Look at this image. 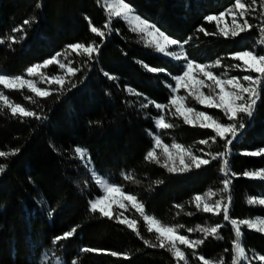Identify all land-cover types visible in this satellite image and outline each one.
Returning a JSON list of instances; mask_svg holds the SVG:
<instances>
[{
  "label": "trees",
  "instance_id": "obj_1",
  "mask_svg": "<svg viewBox=\"0 0 264 264\" xmlns=\"http://www.w3.org/2000/svg\"><path fill=\"white\" fill-rule=\"evenodd\" d=\"M104 0H0V38L13 35L12 29L24 19L35 17L25 33H15L18 43L11 48L7 42L0 45V72L9 76L23 75L25 70L37 63L64 53L66 46L74 43L89 44L93 40L101 44L100 53L92 61L77 57L68 59L72 66L80 68L72 78L75 87L55 93L47 99L33 97L31 104L24 96H32L27 89L21 91L4 89L5 94L16 103L36 111L41 120L27 118L23 123L9 114L0 115V150L19 149L16 156L0 158L8 165L0 175V264H175L171 255L162 249L147 247L143 240L125 226L88 212L89 200L100 194L99 189L74 149L87 150L95 172L110 181L123 184L125 191L135 194L145 205L146 212L169 225L183 224L181 234L190 239L202 238L199 232L188 233L186 229L223 223V240L209 238L196 251L206 258L225 259L231 264L233 234L231 226L220 217L197 212L190 203L196 194L209 190L220 192L224 176L220 162L213 161L200 170L170 174L158 165L147 163L144 155L150 149V132L155 133L154 118L159 115L150 105L141 108L147 99L167 103L174 84L166 73H147L140 62L167 73H180L183 61H171L145 46L140 35L129 25L114 19L112 31L101 42L89 30V21L102 27L107 13ZM39 2L41 8H36ZM134 13L157 25L168 36L184 43L190 59L199 63H213L221 59L223 67L212 69L222 74L228 69L229 76H239L229 66L237 61L230 54L251 49V42L260 38L253 29L235 38L225 39L218 35L205 36L198 29L215 32V22L205 17L218 15L234 4V0H126ZM23 36V38H21ZM260 51V50H259ZM258 51V52H259ZM67 63V61H65ZM43 72L49 76L63 74L56 67ZM114 76L109 80L104 73ZM39 84V83H38ZM55 85L52 86L55 89ZM131 88L142 96L130 95ZM197 110L213 113L222 122L223 114L206 109L189 101ZM174 128L160 133L166 143L173 141L190 147L197 155L204 152L218 153L224 150V141L217 138L208 146L198 143L214 135L211 130L184 125L182 119L168 117ZM99 121V123H96ZM246 127L231 145L229 167L242 174L247 170L264 169V157H247L245 151L264 147V89L251 119L245 118ZM132 173L134 181H124L122 173ZM231 207L234 219L264 216V208L247 203L249 198H264V181L249 180L242 175L231 177ZM138 181V182H137ZM157 181L162 183L157 184ZM220 196L214 197L219 199ZM183 205V209L175 207ZM193 215H187V213ZM138 221L144 239L154 240L143 221L136 214H128ZM79 226L76 235L59 246L52 240L57 235ZM243 244L249 257L264 255V235L242 229ZM83 247L127 253L111 256L106 252L82 253ZM190 264H199L184 249ZM241 264H244L242 261ZM252 264H264L253 260Z\"/></svg>",
  "mask_w": 264,
  "mask_h": 264
},
{
  "label": "snow or ice",
  "instance_id": "obj_2",
  "mask_svg": "<svg viewBox=\"0 0 264 264\" xmlns=\"http://www.w3.org/2000/svg\"><path fill=\"white\" fill-rule=\"evenodd\" d=\"M100 3V0H97ZM257 0H234V4L218 15H208L204 19L208 23L215 22L216 31L208 32L203 27L198 31L205 36L218 35L225 39L235 38L246 31H250L254 25L249 22L248 16L250 13L256 12ZM41 4L37 2L36 8H41ZM264 8V2H262ZM104 11L107 13L106 22L102 27L94 26L89 21V30L96 37H99L101 42L104 41L106 35L112 31V25L115 20L123 21L130 25V30L140 35L144 40L145 46L154 49L156 53L162 54L164 57H170L176 61H183L180 73L172 75L167 73L166 69L156 68L147 63L140 62L141 67L152 74L166 73L171 76L174 84L167 85L170 89V96L167 103L161 104L150 99L142 103L140 106L143 109L154 106L159 115L154 118V125L156 132H150L151 147L146 151L144 160L147 163L158 165L165 169L170 174L186 173L193 169L200 170L202 167L210 165L213 161L220 162V172L224 176L222 180V189L220 192L209 190L204 194H196L192 197L190 203L195 207L197 212L210 214L211 216L220 217L222 215L223 221L231 226L233 238L231 239V249L224 248L223 251L228 253L231 251V264H252L253 260L264 262V255H254L249 257L246 248L243 244V231L246 227L249 231L264 235V216H257L247 219H234L230 216L229 210L231 207V195L224 196L223 194L230 193L232 178L242 175L243 177L253 181H264V169L247 170L242 174L232 172L229 167V154L231 145L237 139L240 132L246 127L245 118L251 119L260 98L261 91L264 89V50L257 51L256 48L245 49L230 54L233 63L229 67L231 69H239L246 73H255L243 76H229L226 68L222 74L215 73L212 69L223 67L221 59H217L213 63H199L190 59L184 50V43L171 38L157 25L143 19L138 14L134 13L133 8L126 2V0H104L102 5ZM264 18V10L260 13ZM226 17L231 18V23L225 21ZM35 21V17L24 19L22 24L13 28V35L5 38H0V45L7 42V46L11 48L19 42L15 33H25L26 27H30ZM223 22V26L222 25ZM260 38L257 45L264 49V24L258 27ZM23 38V36H21ZM175 46L178 51L173 50ZM101 44L93 40L89 44L74 43L66 46L64 53H57L56 56L49 58L42 63H37L28 67L23 75L9 76L0 73V115L9 114L12 118L18 119L21 123L27 118L41 120L36 111L28 107L14 102L9 95L5 94L4 89L21 91L27 89L32 96H24V99L31 104H37L38 101L34 99H47L55 93H62L65 90H70L66 86L71 85L75 87L72 81L73 77L77 76L80 68L73 67V61L68 57L75 53L77 57L87 58V61H92L100 53ZM64 56V60L59 57ZM64 61H67L65 63ZM51 65H58L63 74L47 75L42 69H47ZM104 75L109 80L116 78L105 72ZM38 77L37 79H32ZM38 83H44L48 87L41 88ZM55 85V89L52 86ZM207 89V92L205 91ZM181 90L184 94L181 95ZM126 91L130 95L142 96V93L127 88ZM189 98L195 101L196 104L206 109H216L223 114V119L227 122H222L215 114L197 110L196 107L190 106ZM175 119H182L184 125L193 128L211 130L214 135L207 139H201L199 144L208 146L211 143H216L217 138L224 141V150L218 153L204 152L201 149L202 155L195 154L190 147L173 141L166 143L161 132L175 127L169 122L168 117ZM96 123H99L97 121ZM19 149L11 151L0 150V158L5 160L9 157L16 156ZM75 155L85 164L86 168L91 172L92 180L98 187L100 194L88 202V212L92 215L99 214L101 218H107L110 221L125 226L128 230L136 235V237L143 240V243L153 249H162L168 252L175 264H190L189 256L186 254L187 250H191V255L199 264H225V259L221 256L219 259L206 258L199 254L196 250L205 244V242L212 238L220 241L224 237L221 235V229L225 227L223 223H216L211 226L197 225L195 228H188V233L199 232L202 238L190 239L188 235L181 234V229H184L183 224L169 225L163 223L154 215L146 212L145 205L138 197L130 192H126L123 184H117L107 178L100 176L95 172L94 168L90 166V156L86 149L76 147L74 149ZM242 155L247 157H264V147L254 151H245ZM87 157V158H86ZM8 165L0 163V175L6 172ZM124 181H134L135 177L132 173H122ZM138 182V181H137ZM157 184L162 181H157ZM115 194V195H114ZM220 196L219 199L214 197ZM247 203L252 206L264 207V198H249ZM175 207L183 209V205H176ZM135 210L136 213L143 220L148 233L154 234V240L144 239L141 235L138 221L135 218H130L125 215L126 212ZM187 215H193L189 212ZM79 226L71 227L69 230L57 235L53 238L52 244L59 246L62 241H68L73 238ZM183 246V248L181 247ZM82 253H101L106 250L93 249L91 247H83L80 250ZM111 256H123V259H129L127 253L119 254L116 252H106ZM71 264H78L76 259L71 261Z\"/></svg>",
  "mask_w": 264,
  "mask_h": 264
},
{
  "label": "rangeland",
  "instance_id": "obj_3",
  "mask_svg": "<svg viewBox=\"0 0 264 264\" xmlns=\"http://www.w3.org/2000/svg\"><path fill=\"white\" fill-rule=\"evenodd\" d=\"M246 2H250V0H246ZM262 2H264V0H257V5H256V12H253V13H250V15L248 16V19H249V22L250 23H252L253 25H254V27L252 28L254 31H256V33H259V31H258V27L259 26H261L262 24H264V18H262L261 17V15H260V13H261V11L262 10H264V8H262ZM103 3H104V1H103ZM225 21L227 22V23H231V18L230 17H226L225 18ZM127 24V23H126ZM127 25H129V24H127ZM221 26H223V22H222V25ZM129 27H130V25H129ZM246 32H248V31H246ZM245 33V32H244ZM257 41H258V39H256V40H254L253 42H251V44H250V46H251V49L252 48H256V50L257 51H262V50H264V49H261L258 45H257ZM173 50H176V51H178L179 49H176L175 48V46L173 47ZM162 55V54H161ZM167 59H169V60H171V61H176V60H173V59H171L170 57H166ZM59 59L60 60H64V56H60L59 57ZM65 62V61H64ZM66 63V62H65ZM239 63V62H238ZM49 67H56L57 69H58V71H62V70H60L59 69V67H58V65H51V66H49ZM48 67V68H49ZM43 70H45V69H42V71ZM236 71L239 73V76H243V75H247V74H251V75H253V76H255L256 74L255 73H246V72H243V71H241V70H239V69H236ZM1 73V72H0ZM32 79H37L38 80V77H34V78H32ZM38 86L39 87H41V88H45V87H48L46 84H44V83H39L38 84ZM0 88H2V86H0ZM205 91L207 92V89H205ZM181 95H183L184 94V92H183V90H181V93H180ZM189 101L190 102H192L193 100H191V98H189ZM194 103H195V101H193ZM196 104V103H195ZM197 106H200V105H198V104H196ZM200 107H202V106H200ZM214 110H216V109H214ZM157 131V130H156ZM87 158V157H86ZM80 160V159H79ZM80 162L82 163V165H83V167H85L86 168V166H85V164L80 160ZM90 166H91V163H90ZM91 168H92V166H91ZM87 169V171L89 172V174H90V176H91V172L88 170V168H86ZM92 178V177H91ZM93 183H94V181H93ZM95 184V183H94ZM97 187V186H96ZM98 188V187H97ZM115 195V194H114ZM264 208V207H263ZM128 214H136V215H138L139 216V214L138 213H136L135 212V210H130L129 212H126L125 213V215H128ZM140 217V216H139ZM140 219L142 220V218L140 217ZM143 221V220H142ZM246 228V227H245ZM247 229V228H246ZM248 230V229H247ZM182 248H183V246H181Z\"/></svg>",
  "mask_w": 264,
  "mask_h": 264
}]
</instances>
